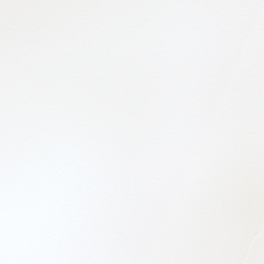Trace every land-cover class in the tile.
<instances>
[{"label":"snow or ice","instance_id":"snow-or-ice-1","mask_svg":"<svg viewBox=\"0 0 264 264\" xmlns=\"http://www.w3.org/2000/svg\"><path fill=\"white\" fill-rule=\"evenodd\" d=\"M0 264H264V0H0Z\"/></svg>","mask_w":264,"mask_h":264}]
</instances>
